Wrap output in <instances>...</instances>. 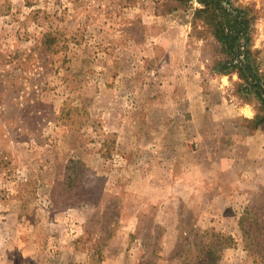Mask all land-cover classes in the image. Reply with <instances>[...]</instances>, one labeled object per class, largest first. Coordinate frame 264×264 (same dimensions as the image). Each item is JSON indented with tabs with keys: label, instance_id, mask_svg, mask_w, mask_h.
Wrapping results in <instances>:
<instances>
[{
	"label": "rangeland",
	"instance_id": "1",
	"mask_svg": "<svg viewBox=\"0 0 264 264\" xmlns=\"http://www.w3.org/2000/svg\"><path fill=\"white\" fill-rule=\"evenodd\" d=\"M222 4L264 75V0ZM203 7L0 0V264H264L263 110Z\"/></svg>",
	"mask_w": 264,
	"mask_h": 264
},
{
	"label": "trees",
	"instance_id": "2",
	"mask_svg": "<svg viewBox=\"0 0 264 264\" xmlns=\"http://www.w3.org/2000/svg\"><path fill=\"white\" fill-rule=\"evenodd\" d=\"M198 1L204 7L197 9L195 16H200L205 20L215 38L222 45L223 53L230 60L220 64L218 71L237 72L242 80L238 84L239 88H244L247 92L254 94V97L262 106L263 114H258L254 120H251L252 123L256 124L254 128L259 129L264 124V75L252 50L249 12L246 13V11L238 10L237 14H234L222 4L224 0ZM229 2L231 3L232 0H229ZM241 56H244L242 60L239 59ZM219 236V242L223 244L225 236ZM211 247L215 249L210 248L205 257L199 258L201 254L196 256L195 264H216L214 256L216 255L218 245Z\"/></svg>",
	"mask_w": 264,
	"mask_h": 264
},
{
	"label": "crops",
	"instance_id": "3",
	"mask_svg": "<svg viewBox=\"0 0 264 264\" xmlns=\"http://www.w3.org/2000/svg\"><path fill=\"white\" fill-rule=\"evenodd\" d=\"M263 44H264V42H263ZM263 44H262V45H263Z\"/></svg>",
	"mask_w": 264,
	"mask_h": 264
}]
</instances>
